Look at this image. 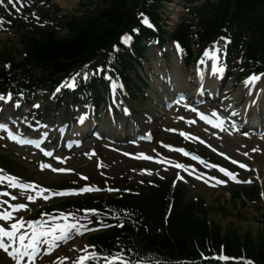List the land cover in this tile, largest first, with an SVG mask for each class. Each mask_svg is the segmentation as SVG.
<instances>
[{
  "label": "rangeland",
  "instance_id": "374dc122",
  "mask_svg": "<svg viewBox=\"0 0 264 264\" xmlns=\"http://www.w3.org/2000/svg\"><path fill=\"white\" fill-rule=\"evenodd\" d=\"M177 1V0H174ZM29 5L25 4V1H19L17 2L16 7L20 10L18 13L16 11L11 10L8 6H2L0 8V13L3 14V16L0 18V24H1V30L3 33H0V55L1 53L5 55L6 53H10L12 55V58L14 59V62L19 61L21 52L19 51V42H18V29H14L15 24L17 20L21 22V19H17L16 17L19 15L20 18L28 17L29 12L31 13V10H33V2L34 0H27ZM102 0H63V4L58 3V1L50 0L49 3H44L40 6L39 12L46 11V13L52 14V8L56 7L60 10L58 15H73L75 17L80 16L84 13L86 10H92L95 9L96 6L100 7L102 4ZM16 3V2H15ZM49 4V6H48ZM99 4V5H97ZM170 5L172 4H166L164 9L161 11V16L163 23L167 25L165 29L167 31H171L173 25L178 23L180 20L176 21L175 24L172 25L171 18V11ZM176 6V4H175ZM23 7L25 9H23ZM178 7V6H177ZM40 14V13H39ZM12 21L11 25H7V22ZM24 26H26V22L23 21ZM64 33V32H62ZM189 49L192 50L191 45H189ZM173 44L170 42V39L166 41L164 39L163 43L159 47H150L148 50H146L143 61L141 62V69L137 70L138 75L141 77L142 81L141 83H144L145 88H142L140 92H138L136 89H132V93H134L132 98H127L126 95H124L123 89L120 85H112V93H119L122 97H125V102L122 104L117 111V113L114 122L116 123V127L120 126L121 122L123 120H120L119 124V117H121L122 108L125 106L129 112L132 115L131 121L133 123H137L138 125L141 124V126H144L143 122H145V117L152 116L157 113L162 112V107L160 100L163 99V95L167 93L169 96H165L166 99H168L170 96L174 94L173 89L164 91V87L158 88L155 85L158 83L156 81L154 75H153V68L156 66L157 72L160 68H166L169 70L168 72L172 73L176 79V84H182L184 83L186 86H189L191 83L189 81H193V63L196 59H193L189 62V65L181 58L179 59V63L175 64L173 59L174 54ZM162 54V55H160ZM160 56H164V60L160 59ZM182 57V56H181ZM199 60V59H198ZM2 64V63H1ZM187 64V65H186ZM181 69V73H178V69ZM152 72V73H151ZM229 80H233L230 78ZM154 82V83H153ZM139 86L140 83H138ZM106 86H109L108 83H106ZM227 88L232 87L233 90H237L238 86H234L233 82L228 83ZM57 89L50 90V91H41L39 94L35 96L33 99L32 106L39 105V107H34L37 109L38 113H42L46 117L51 118V123H62L63 128L66 127L67 132H69V135L71 136L72 133H77V130L75 127H77V116L80 113H86L85 110H83L79 106H72V99L69 96L63 95L59 98L60 92L56 91ZM191 92V91H190ZM246 92H244L245 94ZM59 98V100H57ZM262 101H264V90L262 92ZM60 101V106L59 102ZM12 103H14L13 100H11ZM1 104H5L4 100H0ZM117 103L116 100L113 98L111 100V104ZM165 103V102H164ZM264 102H262L261 108H263ZM60 108V109H59ZM1 109V107H0ZM75 109H78L75 111ZM180 109V108H179ZM98 114L96 117H102L100 120V127L103 132V134H106L109 136V134H112V136H117L119 139L111 141L108 138L102 140V142H98L97 140L94 141L93 138L90 136L84 135L83 144L80 149L73 150L70 154L66 156L68 166L67 168L71 170H78L79 174H82V177L90 176L91 178H94L96 176H103L107 179H113V180H125L130 184H138L139 182L143 181L144 179L147 180H153V179H164L166 181L167 176H169L168 169L165 168H159L156 166H152L150 164L145 163H136L127 160L123 154L134 151L136 152L137 149L132 148L131 145L126 143V141H122L125 136H131L134 129H113V123L109 119H104L103 116L104 111L98 110ZM0 115H4V113L0 110ZM174 114H171L173 116ZM119 116V117H118ZM171 116L165 120L167 124H161V128H165L170 126ZM89 117V116H88ZM161 117V115H159ZM103 119V120H102ZM165 119V118H164ZM163 119V120H164ZM118 125V126H117ZM173 126V125H172ZM40 126H36V128H39ZM43 127V126H41ZM115 127V128H116ZM134 128V127H133ZM98 129V131H100ZM142 130L146 129L144 127H141ZM113 130V131H112ZM149 130V129H147ZM112 131V132H111ZM153 133L156 137V140L151 145H141V148L148 150L151 153H160L161 150L157 148V145L159 141L168 140L171 138H167L166 134H164L160 128H156L154 126ZM111 132V133H109ZM199 132L202 134L207 135L203 131L199 129ZM42 134V133H41ZM101 134V135H103ZM97 141V142H96ZM248 140L246 138H239V136H235L232 139H226V141L223 142V144L226 145V147H229L232 151L234 149H240L241 144L246 143ZM216 147H218L216 145ZM58 150V149H57ZM155 150V152H153ZM61 151V150H60ZM94 152L96 155L94 158L90 157L89 153ZM200 151H203L201 154H212L207 150H203L200 148ZM66 154L65 152H63ZM240 154H243L240 152ZM163 155H165L163 153ZM239 156V155H238ZM0 157L5 158L11 165H15L17 171H22V180L23 182H27L32 185H38L39 188L43 186V189L48 188L50 190H56L52 189L50 187H54L53 183H61L65 181L64 178L69 177H60V176H53L51 173H44L39 171L40 168L37 166V161L35 156H31L29 151H25L22 149H16L14 146L6 145L3 143H0ZM260 157V156H258ZM264 164V163H263ZM46 165H55L52 164H46ZM193 165V164H192ZM57 169H64L62 166L55 165ZM196 167H200V165H194ZM66 167V171L68 170ZM201 168V167H200ZM65 171V172H66ZM210 171V170H209ZM169 181V180H168ZM186 184L185 191H186V201L188 200H202L203 203L201 206L207 213V219L211 224L218 225L222 227L223 229L233 226L237 230L240 231V235H242L245 232H251L252 235L255 237V235L260 232L258 223L256 221V217L258 216L259 211L256 210L254 205L252 203L246 202L245 206H241V202L238 201L233 202L231 200V190H234L235 186H227L225 188L217 189V190H207L202 185L194 184V182L182 179L181 183ZM179 183V182H178ZM7 186L0 184V193H7L6 192ZM262 193H264V187L260 189ZM63 199L60 200H50L49 202L37 201L35 204H33L32 207H27L30 211L33 210V213L35 210L39 211V218L43 219L45 222H47L48 226H51L53 219L62 221L63 219L59 218V214L61 212L67 213L63 208L59 207V203L63 202ZM17 202L13 199H10L8 195H0V213L3 212H10L11 208L9 205H15ZM28 205V203H24ZM223 211H222V210ZM222 212V213H221ZM264 213V210H263ZM16 215V214H15ZM15 215H12V219L1 221L0 220V228H4L5 230H11V225L13 223H16L17 221H20L23 223L24 226L28 227V222L25 221L23 216L27 218L25 214L23 216H19L15 220ZM79 218L80 223L87 225L89 223L90 219H85L82 217V214L77 216ZM38 218V216L36 217ZM35 219V214H32V221ZM71 222V221H70ZM94 227L93 225H90L88 227L91 228ZM85 228H82L81 231L83 232ZM84 242H87L86 237L83 238L81 236L75 235L74 233L71 235V238L69 239V245L68 248L63 247V256L65 258H69L70 254L72 256H76L77 252H84V249L87 248V252L89 250L88 247L84 248ZM47 247H45L46 250ZM74 248H77L76 250ZM47 256V254H45ZM0 264H7V261L5 258H3V262Z\"/></svg>",
  "mask_w": 264,
  "mask_h": 264
},
{
  "label": "trees",
  "instance_id": "16d2710c",
  "mask_svg": "<svg viewBox=\"0 0 264 264\" xmlns=\"http://www.w3.org/2000/svg\"><path fill=\"white\" fill-rule=\"evenodd\" d=\"M104 8L97 12L96 17L88 22L77 21L69 24V34L65 37H58V34L50 31L42 32L39 39H33L30 43V58L35 65L41 66L43 74L39 75V81L43 78L53 77L55 73L65 74L68 71L81 68L93 59L99 50H110L111 44H118V36L127 30L135 22L132 20V13L138 11L140 7L146 4L147 0H102ZM154 7L148 6L146 10L153 18H158L156 11L162 1L153 0ZM224 1L214 0L211 3L207 1L200 9L205 15L210 14V18L205 19L202 33H200L199 42H205L213 39V36L219 33L220 29L226 28L233 30L234 27L246 25L251 32L250 45L246 47L247 52H254L255 62L258 70L264 67V0H240V6L235 7ZM237 2V0H234ZM142 3V5H140ZM154 24L158 25L156 20ZM190 25H181L170 36L186 43L188 34L191 33ZM239 32V31H236ZM163 33V31H162ZM27 34L24 35V37ZM152 34L141 30V36L149 38ZM28 38V37H27ZM29 40V39H28ZM140 38L136 40L134 50L140 53ZM249 57V55H246ZM123 73L129 71V65H133L129 55L122 58ZM246 65L252 64L251 60H245ZM0 87H4L5 76H1ZM50 77V78H51ZM32 78H36L32 74ZM139 212L146 215L147 222H152L162 227V206L153 197L144 201V206H140ZM194 207L189 204L173 215L169 220L170 236L159 233V238L151 240V247L159 254L167 255L169 258H183L192 255L193 247L205 249L210 245H225L228 251L240 252L244 250L249 256H254L260 264H264V240L253 242L250 233L243 234L240 237L233 228H229L225 235H220L219 227L207 229L205 220L200 219L195 214ZM142 226L146 223L139 220ZM144 234V233H143ZM181 234V235H180ZM169 238V239H167ZM143 239V238H142ZM171 239H175L173 242ZM141 240V239H140ZM136 240L135 242H139ZM170 240V241H169ZM187 246V247H186Z\"/></svg>",
  "mask_w": 264,
  "mask_h": 264
},
{
  "label": "bare ground",
  "instance_id": "6f19581e",
  "mask_svg": "<svg viewBox=\"0 0 264 264\" xmlns=\"http://www.w3.org/2000/svg\"><path fill=\"white\" fill-rule=\"evenodd\" d=\"M54 1H58V3L63 4V0H54ZM188 1V0H187ZM183 3V0H177L174 2H169L168 4H172L170 5V11H171V18L170 20L172 21V24H175L176 21H178V19L180 18V16L182 15V10H181V4ZM227 3L229 5L232 6H240V3H242V1L237 0V2H235L234 0H229V1H224V4ZM176 4V6H175ZM140 5H142V3H140ZM178 6V7H177ZM195 6H199V4H195ZM195 9V8H194ZM185 11L190 12L191 8L186 7ZM139 17V13L138 11H134L132 13V20L133 22H135ZM147 18L153 22L154 20H156L158 22V18H153L149 13H147ZM238 27V26H236ZM136 31H133V30ZM140 30V27H137L135 25H131L130 27L127 28L128 32L131 33H135L137 31ZM162 30V29H161ZM214 40H218V37L213 36ZM215 52V51H213ZM173 56H177V55H173ZM132 62L134 63V60L131 58ZM209 64V62H208ZM208 64L204 67V76L202 79V83L198 86V88H196L195 91H193V93L191 94V96H193L190 99H194L199 97V94L202 90H213V92H215L217 90V86L214 85L215 83L218 85L219 80L217 79L218 76H216L215 74H213L211 72V69L209 68ZM178 73H181V69H178ZM169 77V75H166L165 78ZM175 77V76H174ZM259 77V79L255 80L254 82H256V85H253L250 87V89L247 90L248 94H244L242 91V87L238 88V90L236 91V97H233L231 99H226V101L228 103H230L231 105H234V103H231L230 101L236 99V104H237V99L238 97L244 99L245 101H247V113L244 114V112L242 114L244 115H238L237 118L238 119H234L232 116H230L228 118V115H220L219 119L220 121H223V130H221L220 127H217L216 129H208V131L212 130L214 133H216V135L212 136V137H217L218 135H228L230 136L232 133H235L237 131L242 130L243 127L248 126L247 123L245 124V121L249 118L250 122H254L255 120L257 121V123H261L262 121H264V114H259L257 115V112L259 110L258 108V103H260L261 98H262V90L264 88V76H256ZM175 79V78H174ZM176 80V79H175ZM175 80H173L175 82ZM172 81V82H173ZM167 84V83H166ZM181 87V85H176ZM177 91L183 92L184 91V87L178 88ZM177 97V95H174L173 98ZM264 108V106H263ZM234 109V107H233ZM240 109V108H239ZM238 110V109H236ZM257 111V112H256ZM212 112V111H211ZM213 115V113H211ZM215 116V115H214ZM236 121L239 122V124H236ZM260 130H262L263 128H259ZM251 129H243L240 133H246V132H250ZM255 132V139L259 140V137L257 136V131L254 130ZM240 136H242L240 134ZM222 137V136H221ZM262 141V140H261ZM259 146H264V140L261 143H257ZM210 153L212 154H204L202 157H199L200 160H203L204 163H199L200 167H196L193 166L191 167V165H189L190 163H184L186 165L187 169L189 170L188 176H189V180L192 182H195L197 177L202 178V176L200 174H198L197 172H199L200 170H204V171H208V170H214V171H218V168H212V167H208L207 165H218L219 167L225 168L226 170H239L240 171V180L242 182L244 181H251L250 184L252 185V187H247L245 184L242 185V188H240V194L244 195V197L246 198V202L252 203L254 205V207L260 210V212L258 213V216L256 217V221L258 223L259 226V230L260 233L255 235V237L253 236L252 241L257 243L259 240H264V194H256L254 191H251L253 189H259L264 187V147H257V146H252L249 147L247 144H241L240 146V152H242L243 154H240V163L235 159V157L233 156H229V152L226 150H219L217 148H214L213 146H210L208 148ZM215 149V150H213ZM217 152H220L217 155ZM222 154V155H221ZM247 154H251L252 156H248ZM260 156V157H258ZM192 157L194 156H190L191 159H193ZM208 158V159H206ZM235 160L237 163L233 164L232 161ZM230 165H229V163ZM239 164H244L246 167L245 168H241L239 167ZM192 168V169H191ZM194 170V171H193ZM179 172L178 169H173L170 170L171 174H177ZM191 173V174H190ZM199 178V179H200ZM227 182H230V180H227ZM246 202H244V205L246 204ZM200 204L203 203V201L201 200L199 202ZM242 206V204H241ZM222 210V209H221ZM223 211V210H222ZM222 213V212H221ZM128 220L129 224L134 223L135 221L138 220H143L144 223H146V227L148 229V236L149 237H154L157 238L159 237V230H155L151 223L146 222L145 218L146 215L144 213L141 212H137L136 214H132L130 215ZM214 225V224H213ZM220 229L223 230L222 227H220ZM238 233L240 234V231L238 230ZM169 239V238H167ZM172 242L175 239H171ZM170 241V240H169ZM187 247V246H186ZM194 249H200L198 247H193L191 250L193 251ZM234 257L232 259V257L230 255H227L226 257L228 258L227 260L230 261L228 264H232V260L237 259L238 257H235V254H240V260H245V261H250L249 264H260L259 261L256 260V258H254V256H249L246 253L245 254H241L240 252L234 251L233 253ZM193 256H196L198 258H207L206 254L204 253L203 249H201L200 254H195L192 253ZM208 261L211 264H218L219 261H217L216 259H211V258H207Z\"/></svg>",
  "mask_w": 264,
  "mask_h": 264
},
{
  "label": "snow or ice",
  "instance_id": "6c2138e0",
  "mask_svg": "<svg viewBox=\"0 0 264 264\" xmlns=\"http://www.w3.org/2000/svg\"><path fill=\"white\" fill-rule=\"evenodd\" d=\"M8 3L10 5L15 3V0H8ZM144 23H147L145 20ZM133 31H136L135 29ZM130 38L128 36H125L122 38L123 42H127ZM207 55V53H206ZM215 59V56H213ZM102 71L101 69H97V72ZM79 75V73H77ZM84 78L87 79V74H84ZM259 79V77H249L247 81H245L246 84L252 83L255 80ZM75 77H73L72 83H66V87L74 88ZM57 92L60 91V88L58 87ZM10 98V97H9ZM4 96H0V100H4ZM34 107H39V105H35ZM192 111H196L195 109H192ZM125 114H127V109L124 110ZM200 115L199 113H197ZM215 115V113H213ZM202 119H204L203 116H201ZM205 122H208L207 120ZM189 123H194V121H190ZM214 127H220L221 130H223V121H220L219 124H214ZM3 125H0V128H3ZM6 130V129H5ZM181 135H184V133H181ZM12 139H17L16 137H11ZM195 138V137H193ZM18 143L21 144H28L31 143L30 140H23V139H17ZM203 143V141H201ZM215 150V149H213ZM176 151L182 152L184 155H190L189 153L185 152L183 149H176ZM46 156H51V152H46ZM222 155V154H221ZM144 159H151V157H143ZM193 159L199 161L200 163H204L203 160H200L198 156L192 157ZM233 164H236L237 162L235 160L232 161ZM208 167L212 168H218L219 172L222 173L224 176H226L228 179L234 181V182H241L236 179V175L226 170L225 168L219 167L218 165L212 164L207 165ZM49 165H42V168H47ZM177 169H183L187 170L186 166L184 164L177 163L174 165ZM239 167L245 168L246 166L244 164H239ZM52 171L57 172H63L66 171V169H55L53 168ZM70 171V170H67ZM194 171V170H193ZM2 172V170H0ZM191 174V173H190ZM83 179H86V177H82ZM179 178V177H178ZM200 177H197L199 179ZM215 179V178H212ZM7 180L10 187L13 188H20L22 190H30L35 187L36 185L32 184H23L19 183L15 177H4L0 175V182H3ZM245 183H250L251 181H244ZM224 181L222 180H216V184H223ZM94 190L98 189H92L90 187H82L78 191L77 190H65V191H57L52 193L54 196H67V195H76V194H83L92 192ZM45 191H49L47 189L40 188L37 195L40 193H43ZM109 191H112V189H109ZM0 195H8L7 193H0ZM15 199V197H13ZM34 199L33 196L29 195L28 200L32 201ZM47 199V197H45ZM10 208H12L13 211H17L19 209H23L25 207L24 204H18V205H9ZM87 211V210H86ZM93 213L95 210H91ZM59 218L64 220L63 224H57L53 222L51 226L47 225V222L43 220H36V221H29L28 222V228L30 229V235L28 232H24L20 235H17V233L20 231L22 227H24L23 223L20 221H17L16 223H13L11 225V230H5L4 228H0V250H3L7 253L8 256H10L14 261L15 264H20L21 260L25 257L28 258L29 261L34 262L35 257L40 252V246L47 245V248L45 250V254L50 253L55 247L58 246V242L60 243H66L70 238L71 235L74 233L75 235H83V232L81 231L82 228H87V225L81 224L79 218H77L74 214H65L61 212L59 214ZM69 218H71V222H69ZM12 219L11 212H3L0 213V220H10ZM54 221V218H51ZM85 219H87V216H85ZM91 223V221H89ZM97 223H100L97 221ZM119 227H122V225H117ZM27 240V243L25 241ZM15 245V247H14ZM12 249L9 251V249ZM84 251L87 253V248L84 249ZM100 259V257L97 256L95 252L88 253L86 255L80 256L77 261H74V264H84L85 261H96ZM105 260V264H128L127 261L123 259V257L117 253L113 254L111 257H103ZM211 259H218L219 261H226L228 258L225 256H218V257H212Z\"/></svg>",
  "mask_w": 264,
  "mask_h": 264
}]
</instances>
